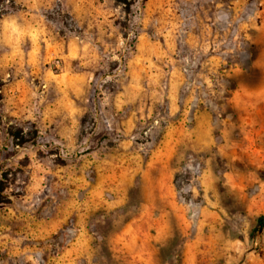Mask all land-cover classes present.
Here are the masks:
<instances>
[{"label": "rangeland", "instance_id": "obj_1", "mask_svg": "<svg viewBox=\"0 0 264 264\" xmlns=\"http://www.w3.org/2000/svg\"><path fill=\"white\" fill-rule=\"evenodd\" d=\"M7 213L0 264H264V0H0Z\"/></svg>", "mask_w": 264, "mask_h": 264}, {"label": "crops", "instance_id": "obj_2", "mask_svg": "<svg viewBox=\"0 0 264 264\" xmlns=\"http://www.w3.org/2000/svg\"><path fill=\"white\" fill-rule=\"evenodd\" d=\"M145 203H155V201L150 198L149 200H145ZM143 205L144 209L139 211L137 213V215L135 217H133L130 221H128L127 223H125V225L118 227L116 230V232L112 233V236L114 240H117L118 242H124L125 244L131 240L133 241V245H129L131 247V251L135 252V255H139V258L142 259V252L146 251L147 248L145 247V243H144V236L147 233V229L149 230H155L156 234L159 233V229H162V227L165 226V228L167 227V223H165L166 221L164 220V217L162 215H155V213H153L151 211V209L148 208L147 205ZM153 205V204H151ZM67 206L69 207H73V202L69 201L67 203ZM107 207L109 208L108 204ZM0 218L3 219V221H0V230L3 231V228L9 229V214H5L4 216H1ZM5 220V221H4ZM62 220L61 218L57 221ZM48 227H52V225L48 226ZM42 231H46L45 229H41V230H37V233H40ZM81 235V234H79ZM123 235H127L129 237H124ZM73 236H75L74 233V228H73ZM78 236V234H77ZM132 236V237H130ZM76 238V237H75ZM73 240V242H71L69 244V248H67L65 250V253L68 252V250H72L73 247H71L74 244V241L77 239ZM112 239V240H113ZM154 239V238H153ZM128 240V241H127ZM71 247V248H70ZM61 261H56L54 262V264H59Z\"/></svg>", "mask_w": 264, "mask_h": 264}, {"label": "built area", "instance_id": "obj_3", "mask_svg": "<svg viewBox=\"0 0 264 264\" xmlns=\"http://www.w3.org/2000/svg\"><path fill=\"white\" fill-rule=\"evenodd\" d=\"M199 168H200V164L196 160H192L185 165V169L189 172L190 177L195 176L191 179H194V178L196 179V176L199 173ZM183 190L185 192L191 191L190 188H188V190H186L185 187ZM195 217H196V213L194 212V214H192V218H195ZM72 237H73V228H68L67 232L65 234V239L63 242H65V244L69 243L71 241ZM59 248H62V246H61V244L59 245V243H58V244H56L55 249L58 250Z\"/></svg>", "mask_w": 264, "mask_h": 264}, {"label": "trees", "instance_id": "obj_4", "mask_svg": "<svg viewBox=\"0 0 264 264\" xmlns=\"http://www.w3.org/2000/svg\"><path fill=\"white\" fill-rule=\"evenodd\" d=\"M125 1L126 0H116V2L119 3V4H125Z\"/></svg>", "mask_w": 264, "mask_h": 264}]
</instances>
